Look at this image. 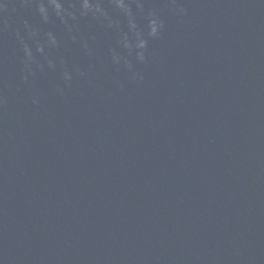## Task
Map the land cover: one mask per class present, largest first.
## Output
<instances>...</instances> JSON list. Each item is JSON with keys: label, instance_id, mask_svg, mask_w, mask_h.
Returning a JSON list of instances; mask_svg holds the SVG:
<instances>
[{"label": "water", "instance_id": "95a60500", "mask_svg": "<svg viewBox=\"0 0 264 264\" xmlns=\"http://www.w3.org/2000/svg\"><path fill=\"white\" fill-rule=\"evenodd\" d=\"M0 264H264V0H0Z\"/></svg>", "mask_w": 264, "mask_h": 264}, {"label": "clouds", "instance_id": "9594fccd", "mask_svg": "<svg viewBox=\"0 0 264 264\" xmlns=\"http://www.w3.org/2000/svg\"><path fill=\"white\" fill-rule=\"evenodd\" d=\"M41 11H43V10H41ZM155 30H156V29H154V30H153V31H154V33H155ZM25 54H26V55H30V54L28 53V49H27V48H25ZM140 58H141V59H143V57H142V56H141Z\"/></svg>", "mask_w": 264, "mask_h": 264}]
</instances>
